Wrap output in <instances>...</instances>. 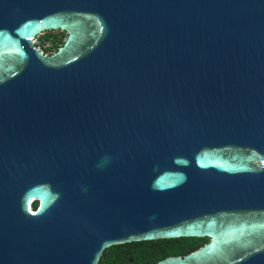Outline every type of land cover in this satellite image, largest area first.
Returning a JSON list of instances; mask_svg holds the SVG:
<instances>
[{
    "label": "water",
    "instance_id": "obj_1",
    "mask_svg": "<svg viewBox=\"0 0 264 264\" xmlns=\"http://www.w3.org/2000/svg\"><path fill=\"white\" fill-rule=\"evenodd\" d=\"M178 237L264 264V0H0V264Z\"/></svg>",
    "mask_w": 264,
    "mask_h": 264
},
{
    "label": "trees",
    "instance_id": "obj_2",
    "mask_svg": "<svg viewBox=\"0 0 264 264\" xmlns=\"http://www.w3.org/2000/svg\"><path fill=\"white\" fill-rule=\"evenodd\" d=\"M43 36L52 41L48 50L53 52L64 43L67 34L48 30ZM208 240V237H178L117 244L104 251L100 264H154L167 256L189 253Z\"/></svg>",
    "mask_w": 264,
    "mask_h": 264
},
{
    "label": "built area",
    "instance_id": "obj_3",
    "mask_svg": "<svg viewBox=\"0 0 264 264\" xmlns=\"http://www.w3.org/2000/svg\"><path fill=\"white\" fill-rule=\"evenodd\" d=\"M44 33L36 36L33 41L34 43L41 48L43 51L47 53H51L52 51L48 50L52 46V41L43 36Z\"/></svg>",
    "mask_w": 264,
    "mask_h": 264
},
{
    "label": "rangeland",
    "instance_id": "obj_4",
    "mask_svg": "<svg viewBox=\"0 0 264 264\" xmlns=\"http://www.w3.org/2000/svg\"><path fill=\"white\" fill-rule=\"evenodd\" d=\"M55 31H60V32L63 33V34L65 33L64 31H61V30H55Z\"/></svg>",
    "mask_w": 264,
    "mask_h": 264
}]
</instances>
